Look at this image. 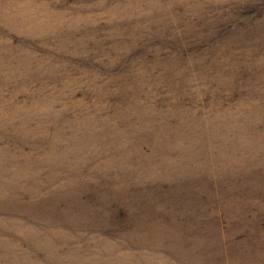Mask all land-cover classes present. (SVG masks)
Returning <instances> with one entry per match:
<instances>
[{
	"label": "rangeland",
	"instance_id": "rangeland-1",
	"mask_svg": "<svg viewBox=\"0 0 264 264\" xmlns=\"http://www.w3.org/2000/svg\"><path fill=\"white\" fill-rule=\"evenodd\" d=\"M0 264H264V0H0Z\"/></svg>",
	"mask_w": 264,
	"mask_h": 264
}]
</instances>
